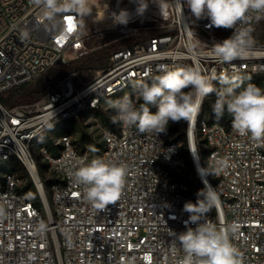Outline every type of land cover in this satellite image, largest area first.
Here are the masks:
<instances>
[{
    "label": "built area",
    "instance_id": "built-area-1",
    "mask_svg": "<svg viewBox=\"0 0 264 264\" xmlns=\"http://www.w3.org/2000/svg\"><path fill=\"white\" fill-rule=\"evenodd\" d=\"M114 1L90 4L105 10ZM170 2L171 13L159 6L153 11L160 33L140 36L114 51L107 67L83 86L77 87V72H72L33 103L8 106L0 97V169L5 168L0 176V264H176L183 252L172 232L195 227L185 225L189 213L183 208L196 203L204 180L216 191L218 203L201 222L235 226L230 240L240 264H264V139L237 134L227 111L224 120L211 119L204 108L208 96L194 117L170 122L158 135L114 122L115 110L113 126L103 130L102 146L94 154L82 150L70 133L52 149L35 143L52 124L98 109L104 99L165 69L198 67L213 86L217 83V90L225 76L244 77L237 92L249 84L264 90L251 79L264 78V42L253 41L247 59L220 62L212 45L226 39L219 34L224 28L209 27L207 18L197 20L183 0ZM262 14H251L237 27ZM121 29L119 39L144 31L131 22ZM92 49L85 16L58 13L49 18L30 0H0V94ZM130 98L137 106L143 103L135 91ZM174 125L183 128V139L170 138ZM97 158L126 168L119 198L104 209L93 207L84 186L73 178L82 163ZM221 160L228 167L217 175ZM197 166L210 174L201 177Z\"/></svg>",
    "mask_w": 264,
    "mask_h": 264
},
{
    "label": "clouds",
    "instance_id": "clouds-1",
    "mask_svg": "<svg viewBox=\"0 0 264 264\" xmlns=\"http://www.w3.org/2000/svg\"><path fill=\"white\" fill-rule=\"evenodd\" d=\"M30 3L40 7L49 18L58 13H77L84 17L92 12L90 0H30ZM135 3V14L143 15L147 10V0H135ZM183 4L197 20L207 18L209 27L232 30L231 36L212 45V54L218 61L231 63L249 57L253 44L252 30L237 25H242L253 13H264V0H183ZM111 18L115 25L126 26L132 14L127 9H120L118 13H111ZM220 82L223 87L217 90L198 67L165 69L150 84L136 86L135 95L143 101L139 106L127 95L112 102L116 110L114 122L129 127L135 125L141 133L155 132L158 135L166 132L170 122L188 121L194 117L204 98L215 92L212 109L217 118L223 117L227 111L233 117V130L237 134L250 135L257 141L264 139V90L249 84L237 92V81L227 76L221 77ZM149 105L155 106L156 111H150ZM217 164V175L228 167L227 160L217 161ZM197 173L201 177L210 174L208 169L200 166H197ZM125 175L123 165L97 158L90 163H82L73 173V178L75 183L84 186L85 199L93 207L104 209L119 198ZM204 185L197 194L196 203L187 202L183 208L189 213L185 225L195 227H187L179 234L172 232L183 252V257L176 264H240L239 253L230 240V234L236 231L235 226L217 228L210 221L201 222L208 210L218 203L213 187L207 180H204Z\"/></svg>",
    "mask_w": 264,
    "mask_h": 264
},
{
    "label": "rangeland",
    "instance_id": "rangeland-1",
    "mask_svg": "<svg viewBox=\"0 0 264 264\" xmlns=\"http://www.w3.org/2000/svg\"><path fill=\"white\" fill-rule=\"evenodd\" d=\"M136 6L137 5L135 3V0H115L113 2V5L108 9L105 10L92 9V12L89 15L85 16V24H87L88 27H94L95 21L98 20L100 17H105L113 12L118 13L120 9H127L132 14V19L130 20V22L139 24L141 28H144V31L135 35H130L127 38L118 39L112 42H123L127 40L131 42L137 40L140 36L143 35H152L155 33H160L163 29L156 27L155 13L150 12L147 7V10L143 15H136L135 14ZM139 16L141 17L144 16V21L141 22V20H137ZM91 30L93 31L94 29L91 28ZM87 32L88 29L86 28V33ZM89 37L90 36H87L88 45L89 47L93 48L92 49L93 51L107 45L106 44V45L96 46L94 40H92ZM102 68L103 67H101L99 64H96L94 67L84 68L76 71L77 87H81L85 83L91 81ZM154 78L155 77H152L147 80L138 82L132 85L131 87H129L121 94L114 95L112 97H108L104 99L98 109H94V110L86 109L81 111L74 118L61 120L59 122L52 124L38 136V138L35 140V143L38 145H45L48 148L52 149L54 148L55 142L58 140L59 137H61L64 134L70 133L73 136L76 144L82 150H87L92 154L96 153L98 151L99 144L102 142L103 130L107 128L106 124L109 123L113 124V114L115 112V109L112 106V102L120 100L126 95L130 97L133 91H135L137 85L142 83L150 84ZM251 79L255 83L258 84L260 83L261 87L264 88V78L252 77ZM243 80H244L243 76H239L236 78V81L239 83H245V80L244 81ZM51 84H52V78L49 76L48 72L43 76L31 81L28 86V90L30 91L29 97L23 103H33L39 100L42 97V95L47 91V88ZM214 88H217V83H215ZM187 91H190V89H187ZM215 100H216L215 92L209 94L208 97L206 98V103H207L206 105L207 107L205 108L206 115L209 116L210 111L212 110V105L214 104ZM153 107L154 106L149 105L150 111L153 110ZM214 117L215 119L220 120V118H217L216 116ZM182 129L183 128H181L179 125H174L172 128V133L170 138L172 140L183 139L184 133ZM16 168L19 171H22V168L19 165L16 166ZM4 170L5 168L0 169V176Z\"/></svg>",
    "mask_w": 264,
    "mask_h": 264
},
{
    "label": "trees",
    "instance_id": "trees-1",
    "mask_svg": "<svg viewBox=\"0 0 264 264\" xmlns=\"http://www.w3.org/2000/svg\"><path fill=\"white\" fill-rule=\"evenodd\" d=\"M246 28H250L252 40L256 43H263L264 42V14L259 16L253 20L250 24L245 26ZM219 34L225 38H228L232 34L231 29H220ZM129 40L123 42H112L107 44L106 46L99 48L97 50L91 51L83 57L75 58L67 63H62L56 67L51 68L48 73L49 76L52 78V84L47 88L49 89L53 86L58 80L63 78L69 73L76 72L78 70L84 68H91L94 67L96 64H99L101 67L106 68L112 53L123 46L129 44ZM102 68V69H103ZM30 83V82H29ZM29 83H25L14 88H11L2 94H0L1 99L4 103L8 106H15L21 104L27 100L29 97L30 91L28 90ZM206 100L204 102V108L207 106ZM213 113V109L210 111L209 117L211 119H215ZM225 113L220 120H224ZM107 127H112L113 124L109 123L106 124ZM201 142V141H200ZM102 146V142L99 144V147ZM50 182L49 180L47 181ZM29 187V183L26 187L20 188L21 192H26L27 188Z\"/></svg>",
    "mask_w": 264,
    "mask_h": 264
},
{
    "label": "bare ground",
    "instance_id": "bare-ground-1",
    "mask_svg": "<svg viewBox=\"0 0 264 264\" xmlns=\"http://www.w3.org/2000/svg\"><path fill=\"white\" fill-rule=\"evenodd\" d=\"M160 1L162 0H148L146 3V7H148L150 12H153L159 6L162 8L163 12H165L166 15L171 13L170 0H167L164 3ZM159 16L160 18H165V16L161 14ZM137 20H141V22L144 21V16H139ZM134 26L135 25L133 24V27ZM121 27L122 25H115L111 18V14H108L107 16L100 17L98 20H96L94 27H88V25L86 24V28L88 29L86 35L90 36L89 38L94 40L96 46L106 45L120 38L122 34ZM91 28H93L94 30L92 31Z\"/></svg>",
    "mask_w": 264,
    "mask_h": 264
},
{
    "label": "snow or ice",
    "instance_id": "snow-or-ice-1",
    "mask_svg": "<svg viewBox=\"0 0 264 264\" xmlns=\"http://www.w3.org/2000/svg\"><path fill=\"white\" fill-rule=\"evenodd\" d=\"M71 30V29H70Z\"/></svg>",
    "mask_w": 264,
    "mask_h": 264
}]
</instances>
